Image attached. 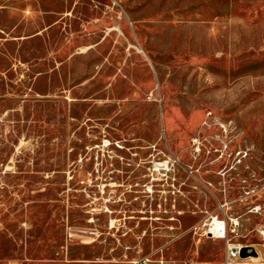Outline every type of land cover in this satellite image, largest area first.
<instances>
[{
	"label": "rangeland",
	"instance_id": "rangeland-1",
	"mask_svg": "<svg viewBox=\"0 0 264 264\" xmlns=\"http://www.w3.org/2000/svg\"><path fill=\"white\" fill-rule=\"evenodd\" d=\"M213 215L264 264V0H0V264L225 257Z\"/></svg>",
	"mask_w": 264,
	"mask_h": 264
},
{
	"label": "built area",
	"instance_id": "built-area-1",
	"mask_svg": "<svg viewBox=\"0 0 264 264\" xmlns=\"http://www.w3.org/2000/svg\"><path fill=\"white\" fill-rule=\"evenodd\" d=\"M156 166H159L161 169L166 170L167 164L163 163H156ZM205 234L211 238L222 239L224 241V255L225 259L229 262L233 259L237 258V250L240 246L239 244L230 243L226 239V224L224 218H218L216 215L209 216V220L205 223L204 226ZM257 234L261 240H264V227H259L257 230ZM157 264H167L166 261L162 258L156 259Z\"/></svg>",
	"mask_w": 264,
	"mask_h": 264
},
{
	"label": "crops",
	"instance_id": "crops-1",
	"mask_svg": "<svg viewBox=\"0 0 264 264\" xmlns=\"http://www.w3.org/2000/svg\"><path fill=\"white\" fill-rule=\"evenodd\" d=\"M156 259L157 258H143L133 261L129 264H157ZM165 261L167 264H227L226 259L223 255L214 258H190L184 260L183 262L167 261V260Z\"/></svg>",
	"mask_w": 264,
	"mask_h": 264
},
{
	"label": "water",
	"instance_id": "water-1",
	"mask_svg": "<svg viewBox=\"0 0 264 264\" xmlns=\"http://www.w3.org/2000/svg\"><path fill=\"white\" fill-rule=\"evenodd\" d=\"M237 255L239 257H243L246 255H255V251L253 250V248L251 246H246V245H241L238 247L237 250Z\"/></svg>",
	"mask_w": 264,
	"mask_h": 264
}]
</instances>
